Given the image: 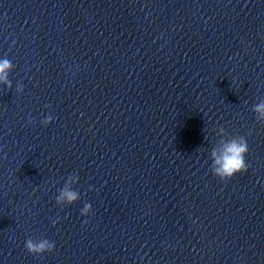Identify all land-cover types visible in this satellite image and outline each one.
<instances>
[{
	"label": "clouds",
	"instance_id": "obj_1",
	"mask_svg": "<svg viewBox=\"0 0 264 264\" xmlns=\"http://www.w3.org/2000/svg\"><path fill=\"white\" fill-rule=\"evenodd\" d=\"M13 63L7 59H0V84L5 85L8 89L12 88V82L9 79V73L13 70ZM23 91V85L18 84L16 92L20 93ZM252 111L255 113V118L258 122L264 123V100L253 105ZM53 122L51 115L46 116L41 123L46 127ZM29 124L34 123L33 120L29 119ZM216 136L219 138L218 142L211 148L210 159L211 172L220 181H226L231 179L234 175L242 172H246L249 165L246 163L245 156L249 152V146L247 139L244 136H230L225 128L221 125L216 128ZM78 177L76 175H69L63 186L59 189V194L56 196V204L64 207L71 205L80 199L78 191L73 190L71 185L76 183ZM91 210V204L85 203L82 208L80 215L87 216ZM53 220L52 224L58 222ZM87 221H85L86 223ZM25 250L29 254L42 255L44 253H51L55 249V243L49 241L46 238L33 240L29 238L25 241Z\"/></svg>",
	"mask_w": 264,
	"mask_h": 264
}]
</instances>
